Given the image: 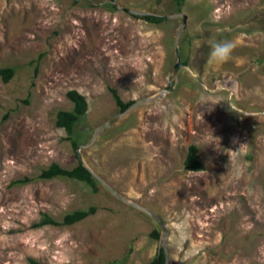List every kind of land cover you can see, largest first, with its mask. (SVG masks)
I'll return each instance as SVG.
<instances>
[{"label":"rangeland","instance_id":"1","mask_svg":"<svg viewBox=\"0 0 264 264\" xmlns=\"http://www.w3.org/2000/svg\"><path fill=\"white\" fill-rule=\"evenodd\" d=\"M213 41L235 43L226 63ZM0 68L14 70L0 78V264H147L160 249L165 264H264V0H0ZM70 90L87 102L76 147L55 126ZM110 90L138 105L91 141L121 113ZM191 145L202 171L184 168ZM78 156L96 192L37 179Z\"/></svg>","mask_w":264,"mask_h":264},{"label":"trees","instance_id":"2","mask_svg":"<svg viewBox=\"0 0 264 264\" xmlns=\"http://www.w3.org/2000/svg\"><path fill=\"white\" fill-rule=\"evenodd\" d=\"M183 0H175L177 6L180 7ZM144 21L152 24H159L165 20L163 16H154V15H141L139 17ZM14 74L13 68H0V78L3 82H8ZM116 100V104L120 112H124L133 102L124 103L120 100L114 90H110ZM67 99L72 103V109L69 111H58L55 118V126L59 129L64 130L67 133V139L72 142L74 147L77 146L73 139V134L76 127L81 122L83 116L87 111V102L85 98L75 90H70L66 93ZM7 115L4 116V120ZM184 168L187 171H202L204 170V165L198 158V149L197 147L191 145L188 148L187 156L184 160ZM56 178H68L84 183L89 187L92 192L97 191L98 181L92 176L90 171L81 163L78 162L77 165L71 169L61 168L57 164H51L46 169H42L40 174L37 176V179L40 180H52ZM31 180L28 178H23L20 180L14 181L11 185H25L30 183ZM96 208L89 207L87 209H79L65 214L61 221H55L46 214H42L41 219L34 223L33 228H41L43 226H71L74 225L87 217L95 214ZM151 237L157 239L159 237L158 230H154L151 233ZM30 264H39L34 260L29 261ZM147 264H165V253L163 249L159 250L158 255L148 262Z\"/></svg>","mask_w":264,"mask_h":264},{"label":"water","instance_id":"3","mask_svg":"<svg viewBox=\"0 0 264 264\" xmlns=\"http://www.w3.org/2000/svg\"><path fill=\"white\" fill-rule=\"evenodd\" d=\"M130 13H132L133 15H146L144 13H139V12H135V11H129ZM185 22V16H183V23ZM181 28V27H180ZM176 53H177V50H176ZM181 66V63L179 61V55L178 53L176 54V63L173 67V77L176 76V71L177 69ZM168 87V86H167ZM167 87L164 89L163 92H166L167 91ZM162 94H159V96H161ZM138 103H132L124 112H121L120 114H118L117 116H115L114 118L110 119L109 121H107L106 123L100 125L99 127L96 128L95 132H94V135L91 139V141L104 129H106L107 127L111 126L113 123H115L117 120H119L124 113H126L128 110H130L131 108L137 106ZM79 160H80V157L78 156ZM81 162V160H80ZM82 163V162H81ZM90 173L92 174V176L98 181V182H101L91 171ZM109 190L114 193L110 188ZM117 197H119L116 193H114ZM131 204V203H130ZM137 208H139L140 210H142L143 212H145L146 214H148L159 226L160 228V237H162V234L164 233V235L167 234L163 224L153 215L151 214L149 211L145 210L144 208H141L140 206H135Z\"/></svg>","mask_w":264,"mask_h":264},{"label":"clouds","instance_id":"4","mask_svg":"<svg viewBox=\"0 0 264 264\" xmlns=\"http://www.w3.org/2000/svg\"><path fill=\"white\" fill-rule=\"evenodd\" d=\"M234 48L233 41H213L209 53L210 61L217 64L226 63L231 58Z\"/></svg>","mask_w":264,"mask_h":264}]
</instances>
